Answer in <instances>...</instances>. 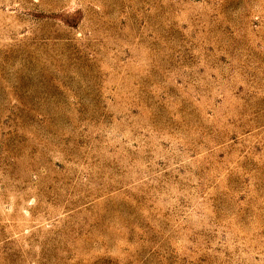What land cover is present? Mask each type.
I'll list each match as a JSON object with an SVG mask.
<instances>
[{
	"label": "rangeland",
	"instance_id": "rangeland-1",
	"mask_svg": "<svg viewBox=\"0 0 264 264\" xmlns=\"http://www.w3.org/2000/svg\"><path fill=\"white\" fill-rule=\"evenodd\" d=\"M0 264H264V0H0Z\"/></svg>",
	"mask_w": 264,
	"mask_h": 264
}]
</instances>
